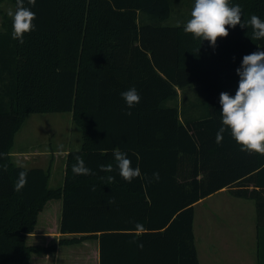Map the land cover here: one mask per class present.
<instances>
[{"label":"trees","instance_id":"16d2710c","mask_svg":"<svg viewBox=\"0 0 264 264\" xmlns=\"http://www.w3.org/2000/svg\"><path fill=\"white\" fill-rule=\"evenodd\" d=\"M3 1L15 11L16 0ZM230 3L241 6L242 21L264 20V0ZM25 6L36 27L24 43L12 38V20L0 11V264H30L33 255L85 242L97 244L98 264H199L194 205L221 189L254 201L256 264H264V155L241 151L230 130L220 144L215 139L220 93L235 95L236 69L245 55L264 51V40L237 25L213 47L184 32L192 6L174 17L171 0H36L34 7L25 0ZM172 18L179 24H167ZM192 84L202 101L185 104ZM132 87L140 102L128 109L121 93ZM46 113H70L82 136L54 189L50 165L21 168L11 157L27 117ZM116 148L141 177L121 178ZM77 155L95 175L72 172ZM108 164L112 172L99 170ZM20 171H27V184L16 192ZM52 201L61 204L60 237L52 245L28 244Z\"/></svg>","mask_w":264,"mask_h":264},{"label":"clouds","instance_id":"9594fccd","mask_svg":"<svg viewBox=\"0 0 264 264\" xmlns=\"http://www.w3.org/2000/svg\"><path fill=\"white\" fill-rule=\"evenodd\" d=\"M32 7L36 0H27ZM7 15L12 20V38L24 43V35L35 29L33 21L35 13L30 7L25 6V0H16L15 11L9 9ZM242 8L239 4H231L230 0H194L190 11V19L183 26L185 33L201 41L207 40L215 47L219 38L229 35V27H251L252 40H264V20L257 15H252L249 20L242 21ZM198 50V49H197ZM239 76L238 88L235 95L221 92L219 102L221 105L222 127L216 133V143L223 141V133L230 130L231 137L240 146V150L248 154L256 153L264 155V51H256L245 55L242 64L236 69ZM127 108L131 109L140 102V95L135 87L121 93ZM126 114L131 115V111ZM63 155V152L60 153ZM5 154L0 153V157ZM114 159L117 162L119 175L126 182L142 176L140 168L132 167V161L127 154L119 148L113 150ZM76 163L72 166V172L76 175H95L85 165L82 157H75ZM23 168V164H18ZM101 172L113 171L111 164L99 165ZM153 178L159 180V173H153ZM104 179V177H101ZM115 177L109 175L107 181L113 182ZM27 184V171H20L14 190L20 192ZM95 191V188H93ZM115 203V199L109 200V204ZM136 232L144 231L143 225L136 224ZM137 247L143 249V244L133 240Z\"/></svg>","mask_w":264,"mask_h":264},{"label":"rangeland","instance_id":"374dc122","mask_svg":"<svg viewBox=\"0 0 264 264\" xmlns=\"http://www.w3.org/2000/svg\"><path fill=\"white\" fill-rule=\"evenodd\" d=\"M172 6L175 9L174 17L178 16H186L187 12H189V7L194 5V0H171ZM178 2V10L176 9L175 3ZM9 9L13 10V6L8 1H3L0 3V11L2 13L8 12ZM1 13H0V24H1ZM180 21H174L172 18L168 21L167 24L176 25L179 24ZM194 89L196 91H194ZM186 97L183 99V102L186 104L191 100L202 101L200 97V89H197L196 84H192L187 88ZM187 113H189L190 105L185 106ZM82 143V136L80 129L75 125L72 120V115L70 113H46V114H31L25 120L21 129L17 132L14 138V144L12 153L14 154L12 160L15 165L19 164V159L16 156H19L20 153H26L29 155L28 158L33 159V153L35 152H48L55 153L58 155L55 164H52L55 168L53 174H50V180L48 183L49 188H58L61 187L64 181L65 174L62 173V167L65 166V159L62 158L61 152H71L77 151L80 149ZM66 153V155H67ZM60 154V155H59ZM46 164L48 163L49 156L47 155L44 160ZM35 162L28 163V165H34L38 163L37 159H34ZM44 163V162H43ZM230 203L223 207L221 212H215V209H212L211 202H205L202 206H199L196 209V217L194 228L195 232L200 235L203 231L207 229L209 226V230L213 231L220 227L226 226L229 230L233 231V229L240 230V217L239 214L244 213H252V209L247 207H252V202L247 201L249 204H243L244 202L240 199L229 198ZM213 202L218 203L219 200L216 199ZM56 203L58 208H56ZM53 206V207H52ZM50 212L51 218H49L48 224L51 229L54 228L56 223L58 224L60 214H61V204L59 201H52L47 203L45 206L42 216L39 218V227L43 226L45 221L44 213L46 211ZM58 210V211H57ZM222 215L223 221L221 218L213 219L209 218V214H212V217ZM229 221V222H226ZM249 223V221H248ZM242 225L247 224L242 223ZM211 225V227H210ZM249 228V227H248ZM38 232L39 229H38ZM204 233V232H203ZM214 234V233H213ZM37 244L41 246H45V241L43 240H34L28 241V244ZM56 243V240L49 241L47 245H52ZM199 254L203 258V253H205V262L204 258L201 259L202 264H249L248 262H252L251 258L247 256V258L243 261L242 258H238L236 261L234 258L222 257L218 254H213L210 258L208 257V251H203L201 245L197 242ZM96 243L95 242H85L76 246L69 247H58L54 253H50L48 255H33L31 258L30 264H96ZM251 256V255H250ZM207 263L206 260H209ZM243 262V263H241ZM253 264H256L254 261Z\"/></svg>","mask_w":264,"mask_h":264},{"label":"crops","instance_id":"0c3cea01","mask_svg":"<svg viewBox=\"0 0 264 264\" xmlns=\"http://www.w3.org/2000/svg\"><path fill=\"white\" fill-rule=\"evenodd\" d=\"M0 30H1V24H0ZM23 126V125H22ZM21 129V128H20ZM17 134V133H16ZM13 149V147H12ZM12 153V150H11ZM64 155L62 158L66 159V153L67 152H63ZM35 155H33V160L31 162H35L34 159L38 160V163L34 164V165H28V163L31 159L28 158L29 155H27L26 153H20L18 154L19 159V164H23L24 167L23 168H32V167H38V168H47L49 165L51 167L50 170V174H53L54 171V166L52 164H55L56 159L58 158V155H56V152L54 153H48V152H35L33 153ZM14 154H11V157H13ZM49 156V160L48 163L46 164V161L44 160V158L46 156ZM60 155V154H59ZM62 156V155H61ZM41 159H43L44 161H42ZM44 162V163H43ZM18 166V165H17ZM62 173H64V167H62ZM50 180V179H49ZM229 198H235L231 195H229L226 191V189H221L220 191L208 196L207 198L197 202L194 205V221H193V232H194V241H195V247H196V252H197V258L199 261V264H202L201 259L204 258V262H205V253H203V258L202 256L199 254V250H198V246H197V242L201 245V248L203 249V251L206 250V252L208 251V257L210 258L213 254H218L219 256L222 257H229V258H234L236 261L238 258H242V260L244 261L247 256H249L251 258L252 262H248L249 264H253L254 261H256V252H257V238H258V231H257V225H256V210H255V204L254 201L252 200H248V199H242V198H236V199H240L242 200L245 204H249L247 203V201H251L252 202V207L247 206L249 208L252 209V213H244L242 212V214H239L240 217V230H236L233 229V231L229 230L228 227L226 226H220L218 228H216L213 233L211 230H209V226L207 227V229L205 231L202 232V234L198 235L195 232V228H194V223H195V217H196V209L199 206H202L205 202L210 201L211 203V207L212 209H215V212H221L223 207H226L229 203H230V199ZM218 199L219 202L215 203L213 202L214 200ZM57 205V204H56ZM58 208V206L56 207ZM58 211V210H57ZM221 214V217L215 216L212 217V214H209V218H213V219H219L221 218V221H223V217L222 215L224 213H219ZM49 213L46 214L45 217V221L43 223V226L39 229L40 232L36 231L35 234H31L28 236L27 240L28 241H32L34 242V240H43L45 241V246H47V243L49 241H57L58 238L60 237V234L58 233V229H57V223L54 226L53 229H51L50 225L47 224L49 221ZM249 221V223H248ZM229 222V221H226ZM242 223H247L245 225H242ZM211 227V225H210ZM249 227V228H248ZM31 245H36L34 243H31ZM96 264H98V252H97V244H96ZM251 255V256H250ZM213 257V256H212ZM207 263H209V260H206ZM206 263V262H205ZM243 263V262H241Z\"/></svg>","mask_w":264,"mask_h":264}]
</instances>
